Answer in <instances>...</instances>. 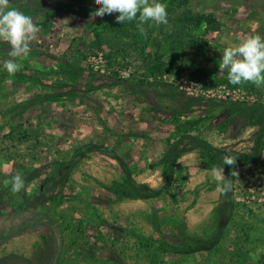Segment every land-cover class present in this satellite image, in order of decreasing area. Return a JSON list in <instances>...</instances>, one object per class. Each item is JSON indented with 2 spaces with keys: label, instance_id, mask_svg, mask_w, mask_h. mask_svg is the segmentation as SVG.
Returning <instances> with one entry per match:
<instances>
[{
  "label": "rangeland",
  "instance_id": "1",
  "mask_svg": "<svg viewBox=\"0 0 264 264\" xmlns=\"http://www.w3.org/2000/svg\"><path fill=\"white\" fill-rule=\"evenodd\" d=\"M161 2L168 23L141 33L135 20L115 25L79 0H9L40 31L23 59L0 40V216L29 211L56 225L0 238V264H23L14 255L32 264H264V149L258 163L238 168L233 206L219 221L226 196L196 142L179 141V179L165 190L159 164L182 135L255 149L262 120L235 103L264 106V87L230 84L219 61L254 34L251 21L264 36V0ZM210 15L218 29L196 25ZM173 54L184 69L178 59L173 73H156L158 58ZM8 59L21 64L14 75L3 68ZM89 144L106 150L90 153ZM16 174L25 189L13 194ZM128 176L155 196L111 194Z\"/></svg>",
  "mask_w": 264,
  "mask_h": 264
},
{
  "label": "clouds",
  "instance_id": "2",
  "mask_svg": "<svg viewBox=\"0 0 264 264\" xmlns=\"http://www.w3.org/2000/svg\"><path fill=\"white\" fill-rule=\"evenodd\" d=\"M100 5L94 10V15L103 17L106 14L118 13L117 23L136 21L137 30L145 31V24L161 25L168 23L166 4L161 0H96ZM250 27L254 34L238 43H230L224 48L219 61L220 72L227 70V80L232 85L252 83L257 87H264V36L255 32L256 22L251 21ZM40 28L35 25L32 18L24 12L9 7V0H0V40L6 41L11 49V58L28 56L31 52L30 42L37 39ZM3 68L9 75H14L20 70L21 64L16 59H8L3 63ZM237 157L225 153L222 164L213 165L210 177L216 184V190L223 195L233 191V177L239 175L232 168L230 176H225V166H234ZM231 178V179H230ZM25 189L22 175L16 174L11 178V192L20 193Z\"/></svg>",
  "mask_w": 264,
  "mask_h": 264
},
{
  "label": "trees",
  "instance_id": "3",
  "mask_svg": "<svg viewBox=\"0 0 264 264\" xmlns=\"http://www.w3.org/2000/svg\"><path fill=\"white\" fill-rule=\"evenodd\" d=\"M79 2L84 3L87 6L93 7V8H99L100 5L93 0H79ZM116 15L118 13H113L111 15L106 14L105 16L111 21H115V25H118L120 23H117L115 20ZM208 23V27L211 29H218V26L215 25L214 19L210 16H198L196 25H200L202 23ZM139 44V41L135 39V43L133 45ZM144 49V48H142ZM144 55V54H143ZM181 61L179 65H181L180 70H183L182 68L183 64L186 62V60L182 59V55L173 54L170 56V59L167 63H163L161 61V58H158L156 63V69L159 74H165V73H173L175 67L178 65V61ZM236 106L239 108V112L242 116H246L249 114L250 117H253V112H255L257 115L260 116V119L262 120V128L260 133L258 134L257 140H256V147L253 149L251 153H241L237 151H231L226 150L222 147H217L207 140L203 138H199L196 136H184L182 135L180 139L175 140L173 143H171L168 147V149L165 151V153L162 155L159 164L162 165L164 177H165V186L164 190L169 188L172 184L174 179H179V170L176 169V162L180 155V150L178 148L179 141L181 139H184L185 137L190 138L192 141L196 142L200 148V159H201V166L204 169L210 170L213 165L219 166L222 164V157L225 153H229L235 157H237L236 164L234 166H225V175L226 177L230 176V172L232 168H235L238 170L240 166L243 165H250V164H256L259 162V160L262 157L263 149H264V106L256 104V103H249V102H238L235 103ZM263 112V113H262ZM240 115V116H241ZM255 119V115L253 117ZM257 122V121H254ZM85 151H88L90 153L98 152V151H104L106 149L94 145L89 144L86 145L84 148ZM67 164L60 165L61 168L65 167ZM231 179V178H230ZM233 179V184L235 177ZM141 185L138 184L131 176H128L124 178L122 182H116L113 183L111 186L108 187V190L111 192V194L117 196L120 199L124 198H130V199H143V198H149L155 196L153 195H145L140 191ZM225 201L220 206V209L217 212V220L224 216L229 208L233 206L234 203V190L231 193H228L225 195ZM34 215L36 216V220L30 221L28 224H25L23 221L26 217ZM0 222L2 228L5 230L2 235H0L1 240H7L10 239L16 235H19L22 233L23 229L33 225L37 222L47 224L50 226H55L56 222L52 220L50 217L42 215V214H36L29 211H17V212H11L9 214L1 215L0 216ZM16 223V225L14 223ZM15 225V226H14ZM13 226V227H12ZM17 226V227H16ZM12 227V228H11ZM16 227V229H14ZM13 229V230H12ZM222 232H219L218 239H220ZM218 242V240H216ZM10 258H16L19 259L23 264H32L29 260L18 257L16 255L11 256Z\"/></svg>",
  "mask_w": 264,
  "mask_h": 264
}]
</instances>
